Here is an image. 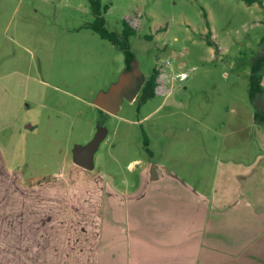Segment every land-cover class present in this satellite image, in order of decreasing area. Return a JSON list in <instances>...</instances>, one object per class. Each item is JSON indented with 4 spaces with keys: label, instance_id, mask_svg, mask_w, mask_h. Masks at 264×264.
Instances as JSON below:
<instances>
[{
    "label": "rangeland",
    "instance_id": "1",
    "mask_svg": "<svg viewBox=\"0 0 264 264\" xmlns=\"http://www.w3.org/2000/svg\"><path fill=\"white\" fill-rule=\"evenodd\" d=\"M98 1L108 30L121 32L123 20L136 30L130 70L88 27L91 0H0V264H106L100 229L112 202L125 206L123 191L145 188L149 170L161 189L190 190L223 211L227 233L210 249L200 238L194 264H264V196H231L249 186L240 175L263 180L264 120L249 97L255 74L264 99L262 5ZM154 68L160 90L141 101ZM97 126L107 134L86 171L72 148ZM238 227L254 240L232 242Z\"/></svg>",
    "mask_w": 264,
    "mask_h": 264
},
{
    "label": "crops",
    "instance_id": "2",
    "mask_svg": "<svg viewBox=\"0 0 264 264\" xmlns=\"http://www.w3.org/2000/svg\"><path fill=\"white\" fill-rule=\"evenodd\" d=\"M159 90L160 87L156 86L155 94ZM261 170L263 180L257 177L255 181L252 176L248 181L247 177L237 174L236 177L246 179L240 180V184L245 182L243 185L249 186L231 196H264V169ZM246 171L247 168L244 173ZM147 174V183L141 191H123V195L131 196L125 201V206L120 207L119 204L117 207L118 203L112 202V207L115 205L116 209H112L111 214L106 216L100 229L103 242L101 247H108L111 253L106 264H194L193 253L198 248L200 238L202 248L210 249L211 244L222 242V235L227 233L228 230L221 223L224 218L222 209L206 203L204 198H198L196 194L191 195L190 190L185 193L181 188L161 189L159 179L151 175L150 170ZM258 184H262L260 190ZM112 192L111 196H120L115 190ZM215 210L217 213L212 218ZM240 229L238 227L233 230L238 235L232 234V242L237 241L236 244L240 246L246 238L250 242L254 240V232H248L246 227ZM110 243L113 244L110 246ZM133 245L137 246L134 252L131 251Z\"/></svg>",
    "mask_w": 264,
    "mask_h": 264
},
{
    "label": "trees",
    "instance_id": "3",
    "mask_svg": "<svg viewBox=\"0 0 264 264\" xmlns=\"http://www.w3.org/2000/svg\"><path fill=\"white\" fill-rule=\"evenodd\" d=\"M248 3H253L258 1L264 12V5L262 0H245ZM93 14L95 20L88 24V27L91 28L94 32L98 33L100 37L107 39L112 44L116 45L123 53L126 70H130L134 62V54L128 46V38L130 35L135 34L136 30L129 25L126 20L122 21V30L121 32H115L108 30L105 27L104 19L100 12V3L98 0H91ZM107 6L104 7L106 11ZM206 40L208 44L213 45L214 42L210 37V32L206 34ZM159 72L156 68L152 69L150 75L145 81L142 87V96L141 101H145L147 98H151L155 95V87L157 86L156 79ZM262 91L258 83V77L255 74L251 76L250 85H249V97L254 106L253 118L256 122H261L264 120V99L261 96Z\"/></svg>",
    "mask_w": 264,
    "mask_h": 264
},
{
    "label": "water",
    "instance_id": "4",
    "mask_svg": "<svg viewBox=\"0 0 264 264\" xmlns=\"http://www.w3.org/2000/svg\"><path fill=\"white\" fill-rule=\"evenodd\" d=\"M120 93V88H113L106 95L102 108L109 113L115 112L118 106ZM106 134L107 129L104 126H97L95 134L88 142L85 144H75L72 148L73 163L84 170H92L94 154Z\"/></svg>",
    "mask_w": 264,
    "mask_h": 264
},
{
    "label": "flooded vegetation",
    "instance_id": "5",
    "mask_svg": "<svg viewBox=\"0 0 264 264\" xmlns=\"http://www.w3.org/2000/svg\"><path fill=\"white\" fill-rule=\"evenodd\" d=\"M77 166V165H76ZM77 167H79V166H77ZM81 168V167H80Z\"/></svg>",
    "mask_w": 264,
    "mask_h": 264
}]
</instances>
